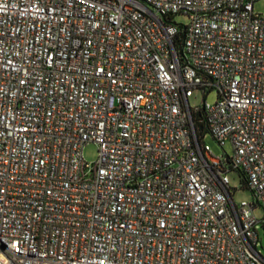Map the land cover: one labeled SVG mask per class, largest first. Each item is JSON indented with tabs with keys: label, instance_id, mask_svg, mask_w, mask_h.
<instances>
[{
	"label": "built area",
	"instance_id": "obj_1",
	"mask_svg": "<svg viewBox=\"0 0 264 264\" xmlns=\"http://www.w3.org/2000/svg\"><path fill=\"white\" fill-rule=\"evenodd\" d=\"M259 2L0 0V264H264Z\"/></svg>",
	"mask_w": 264,
	"mask_h": 264
},
{
	"label": "rangeland",
	"instance_id": "obj_2",
	"mask_svg": "<svg viewBox=\"0 0 264 264\" xmlns=\"http://www.w3.org/2000/svg\"><path fill=\"white\" fill-rule=\"evenodd\" d=\"M254 9L256 12H262L264 10V3L259 2L254 5ZM174 21L177 24L187 25L189 23V19L183 15H177L174 17ZM217 100V96L214 92L204 95L200 90H194L192 97L189 99V105L191 108L201 107L206 101L209 104H214ZM203 143L209 147L212 154L216 157L224 156L225 154L228 157H232L233 149L229 141L225 143L223 147H221L209 133H206L203 138ZM98 155L97 146L93 143H88L83 148V159L85 162L92 164L96 161ZM228 180H229V188L232 194V199L235 205H240L242 202L252 203L254 202L253 193L244 186L241 175L238 171H230L228 172ZM253 214L257 221H261L264 217V212L260 207H255L253 210ZM256 231L258 233V243L256 249L258 252L264 257V229L262 225L258 223L256 225Z\"/></svg>",
	"mask_w": 264,
	"mask_h": 264
},
{
	"label": "trees",
	"instance_id": "obj_3",
	"mask_svg": "<svg viewBox=\"0 0 264 264\" xmlns=\"http://www.w3.org/2000/svg\"><path fill=\"white\" fill-rule=\"evenodd\" d=\"M177 39V42H178V46L180 47V42H181V40L180 39H183V34H181V33H179V35H178V37L176 38ZM180 50V52H181V48L179 49ZM196 128L198 129V131H199V135H200V137L202 136V135H204V134H206L207 133V129H206V127H205V125L203 124V123H199V122H197L196 123ZM239 173H240V175H241V178H242V180H243V184H244V186L246 187V188H248L247 186V180H246V177H245V175L243 174V172H241V171H238ZM262 228L264 229V226H262Z\"/></svg>",
	"mask_w": 264,
	"mask_h": 264
},
{
	"label": "water",
	"instance_id": "obj_4",
	"mask_svg": "<svg viewBox=\"0 0 264 264\" xmlns=\"http://www.w3.org/2000/svg\"><path fill=\"white\" fill-rule=\"evenodd\" d=\"M226 159H228V157H226Z\"/></svg>",
	"mask_w": 264,
	"mask_h": 264
}]
</instances>
